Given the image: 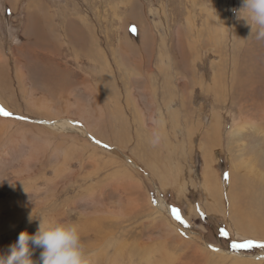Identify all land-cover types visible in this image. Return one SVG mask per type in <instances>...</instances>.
I'll return each mask as SVG.
<instances>
[{
  "label": "rangeland",
  "instance_id": "rangeland-1",
  "mask_svg": "<svg viewBox=\"0 0 264 264\" xmlns=\"http://www.w3.org/2000/svg\"><path fill=\"white\" fill-rule=\"evenodd\" d=\"M240 7L241 0H0V106L12 114L0 115V252L41 221L67 222L78 228L85 264H264V231L239 236L233 213L204 210L227 208L214 194L218 181L224 194L230 185L237 194L248 178L237 218L251 204L253 222L264 225V40L236 18ZM38 35L61 54L38 47ZM251 74L255 84L240 86ZM52 78L67 81L62 94L46 92ZM37 99L48 103L35 106ZM69 118L92 133L43 123ZM148 159L161 167L154 172ZM247 240L256 243L231 248Z\"/></svg>",
  "mask_w": 264,
  "mask_h": 264
},
{
  "label": "clouds",
  "instance_id": "clouds-1",
  "mask_svg": "<svg viewBox=\"0 0 264 264\" xmlns=\"http://www.w3.org/2000/svg\"><path fill=\"white\" fill-rule=\"evenodd\" d=\"M238 20H243L251 28L250 35L258 41L264 40V0H241L239 9H232ZM153 130L151 143L160 142L158 121ZM31 219V217L29 218ZM35 248L42 249L39 259H32ZM0 264H85V252L78 228L67 222H40L38 231L19 233L17 240L0 252Z\"/></svg>",
  "mask_w": 264,
  "mask_h": 264
},
{
  "label": "bare ground",
  "instance_id": "bare-ground-1",
  "mask_svg": "<svg viewBox=\"0 0 264 264\" xmlns=\"http://www.w3.org/2000/svg\"><path fill=\"white\" fill-rule=\"evenodd\" d=\"M37 6V5H36ZM43 13V12H42ZM45 13V12H44ZM49 16V15H48ZM55 16V15H54ZM52 17L51 18V21L50 22H54V18L55 17ZM49 19V18H48ZM60 19V18H59ZM61 19H63V18H61ZM219 20V19H218ZM57 21V20H56ZM64 22V21H63ZM194 23V22H193ZM61 25V24H60ZM66 25V24H65ZM51 27V26H50ZM197 27V26H196ZM46 28V27H45ZM61 28V27H60ZM66 28V27H65ZM48 30H50V29H48ZM53 30V29H52ZM80 30V29H79ZM213 30V29H212ZM58 31H60V32H64V30H62V29H60V30H58ZM216 31H218L217 29H216ZM54 32V31H53ZM52 32V33H53ZM66 32V31H65ZM208 34L210 35V33L208 32ZM63 35V34H62ZM217 35V34H216ZM68 36V35H67ZM75 36V35H74ZM213 36V35H212ZM211 36V37H212ZM56 37V36H55ZM197 38H198V36H197ZM57 39V38H56ZM58 39H62V38H58ZM57 39V40H58ZM90 39V38H89ZM218 39H219V37H218ZM86 40V39H85ZM180 42H179V44H181V51L183 52V53H185L186 54V51H185V44H184V39L183 38H179L178 39ZM208 40V39H207ZM213 40V39H212ZM36 41H37V46L38 47H41L42 49H46L47 51H51L52 49H53V51H54V53L55 54H57V55H60L61 54V50L63 49L62 47H61V49H57L54 45H52V44H50L49 42L48 43H46V42H44V40H42V38L38 35V37H36ZM75 42V41H74ZM73 42V43H74ZM77 42L80 44V42L77 40ZM178 42V41H177ZM36 44V43H35ZM58 44H59V42H58ZM67 44V43H66ZM72 44V43H71ZM78 44V45H79ZM75 45H77V44H74L73 46H75ZM192 45V44H191ZM72 46V47H73ZM81 46V45H80ZM180 46V45H179ZM71 47V46H70ZM79 47V46H78ZM77 47V48H78ZM93 47V46H92ZM190 47V46H189ZM192 47V46H191ZM83 48V46H81V49ZM67 49V48H66ZM79 49V48H78ZM192 49V48H191ZM83 50H84V48H83ZM192 50H194V48L192 49ZM78 52H79V50H78ZM77 52V53H78ZM73 53V52H72ZM74 54V53H73ZM190 54H191V52H190ZM43 55V54H42ZM103 56V55H102ZM177 57H178V55H176ZM182 56H183V54H182ZM162 57V56H161ZM179 57H180V55H179ZM218 57V56H217ZM87 58V57H86ZM179 60V59H178ZM192 61V60H191ZM173 63H175V62H173ZM177 63V62H176ZM9 64V63H8ZM179 64V63H178ZM183 65V64H182ZM10 66V65H9ZM174 66H175V64H174ZM179 66V65H178ZM177 66V67H178ZM181 66V65H180ZM14 68H16L17 69V67H15L14 66ZM158 68V67H157ZM159 68H160V66H159ZM14 72V71H13ZM15 73V72H14ZM24 73V72H23ZM22 73V69L19 67L18 68V70H17V72H16V78L18 79V81H19V83L22 85V88H24V89H22L23 91H27V89H26V86H25V82H24V77H25V75ZM248 76V75H247ZM53 77H55V76H53ZM69 77V76H68ZM147 77H152L151 76V74H149ZM262 78H264V76H262ZM84 79V78H83ZM69 80V79H68ZM84 81H85V79H84ZM213 81V80H212ZM246 81H248L249 83H251V84H255V82H254V76L251 74L250 76H248V77H246V79L244 80V81H242L241 83L242 84H240V86L241 85H244L245 83L244 82H246ZM67 82V81H66ZM66 82H64V84L62 85V83H61V86H59V85H57L58 83H56V81H55V79L54 78H52L51 79V81H50V83H48L49 85L47 86V89H46V92H48L49 94H51V93H53V92H55V93H59V92H61V94H62V92H63V90L65 89V88H67V86H69ZM213 83L214 84H216V82L215 81H213ZM217 85V84H216ZM45 90V89H44ZM51 90V91H50ZM65 93V92H64ZM154 93H156V92H154ZM1 95H2V92L0 91V97H1ZM44 95V94H43ZM54 95V94H53ZM39 101L40 102H38V99H37V103H34V105L35 106H39V107H41L42 105H44V104H47L43 99H39ZM59 101V100H58ZM6 102V101H5ZM33 102H34V100H33ZM0 103H2V101H0ZM7 103V102H6ZM3 106L5 105V103L3 102V104H2ZM41 105V106H40ZM9 106V105H8ZM9 110H10V106H9ZM50 110V109H49ZM49 121V120H48ZM73 121H77V120H74V119H71V118H69V119H59L58 121H49V122H43L44 124H46V125H48V126H51L52 128H54L55 129V127L57 128H61V129H64V130H67V129H71V130H74V131H78V132H80L82 135L84 134V132H85V130H87V132H88V134H91L92 132H90L89 131V129L90 128H88V125H87V127H86V129L85 130H83V129H77V127L76 126H74V122ZM50 128V127H49ZM46 130V129H45ZM200 132V131H199ZM92 135H94V134H92ZM211 135H213V134H210V133H207L206 134V139H211V138H214V137H212ZM146 149V148H145ZM206 154H208V153H206ZM212 154V153H211ZM156 158V157H155ZM206 160H207V163H206V168H210V166H209V163L211 162V155H210V157H209V154L207 155V157H206ZM130 160H128V162H129ZM150 161V159H148V162ZM131 163V162H130ZM132 165H134V163H131ZM135 166V165H134ZM149 166L151 167V169L155 172V171H157V169H158V167H161L155 160L154 161H150L149 162ZM159 173V172H158ZM160 174H161V172H160ZM208 180H209V176H208ZM247 180H249L248 178H247ZM247 180H244L243 182H246L245 184H243L242 186H241V190H239V191H237V194H236V191H235V194H234V187L232 186V185H230V188L227 186V188H228V190H229V192L228 193H226V194H224L223 193V186L219 183V181H218V186H217V189H215L216 191H215V193L214 192H212V193H214V194H220V196L222 197H224V204H225V206L227 207L225 210L224 209H222L223 208V206L221 207V206H218V205H214V206H211V207H207L206 205H204V210L205 211H207L206 213L207 214H219V216L220 217H222V216H224V218H225V216H229V214H230V212L231 213H233L234 214V217H235V222L237 223V225H238V228H236V229H234L233 231L236 233V234H238L239 236H241V231H244L245 233H246V231L247 232H249V231H251L252 233L253 232H262V231H264V225L263 224H261L260 225V222H258V223H255V222H253V221H255V218H254V216H256L254 213L255 212H252L254 209H255V207L254 206H252L251 204L249 205V209H250V211H251V213L250 214H248L247 213V211H246V208H247V206L244 208L243 206L244 205H246L245 203H243L244 202V198H245V196H243V195H245V194H249L248 193V190L250 189L249 188V186H250V184H247L248 183V181ZM263 185V184H262ZM220 186V187H219ZM213 190V188L211 189V191ZM239 192H240V194H239ZM242 193H243V195H242ZM243 204V206H241L240 207V209H239V215L241 216V219H238L237 218V211H238V205L240 204ZM159 203H160V205L163 207V204L159 201ZM245 210V211H244ZM231 215V214H230ZM218 216V215H217ZM232 217V216H231ZM229 218V217H228ZM229 222V221H228ZM230 226H232V225H230ZM230 228H232V227H230ZM239 229H240V231H239ZM243 236V235H242ZM211 249H213V251H214V253H217L218 255H220V256H226V254L228 253V252H225V251H223V250H221V249H218V248H214V247H211ZM215 249V250H214ZM262 257H264V256H262ZM36 258V257H35ZM221 258V257H220ZM254 258H256V257H254ZM252 260V259H251ZM254 260V259H253ZM263 262V261H262Z\"/></svg>",
  "mask_w": 264,
  "mask_h": 264
},
{
  "label": "snow or ice",
  "instance_id": "snow-or-ice-1",
  "mask_svg": "<svg viewBox=\"0 0 264 264\" xmlns=\"http://www.w3.org/2000/svg\"><path fill=\"white\" fill-rule=\"evenodd\" d=\"M132 31H136L135 27H133L131 29ZM0 115L2 116H11L12 114L10 112H8L3 106H0ZM17 119H23V117H17ZM98 143V141H97ZM225 179L228 178L227 174H225L224 176ZM172 215L173 217L179 221L181 224L185 225L186 226V221H184L179 213V210L176 209V208H172ZM220 235L221 236H227L228 233L226 232V230L224 229H220ZM256 242L252 241V240H247V241H244L242 243H232L231 244V248L234 249V250H239V249H247V248H252L254 246ZM260 247H264V244H260L259 245ZM215 250V249H214Z\"/></svg>",
  "mask_w": 264,
  "mask_h": 264
}]
</instances>
